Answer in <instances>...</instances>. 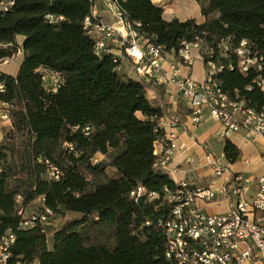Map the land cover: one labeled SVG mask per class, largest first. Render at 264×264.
I'll use <instances>...</instances> for the list:
<instances>
[{
    "label": "trees",
    "instance_id": "16d2710c",
    "mask_svg": "<svg viewBox=\"0 0 264 264\" xmlns=\"http://www.w3.org/2000/svg\"><path fill=\"white\" fill-rule=\"evenodd\" d=\"M117 1L124 18L141 23L139 32L164 52L177 55L185 42L199 43L205 66H217L207 79L218 80L231 97L264 112V92L254 84V73H241L235 53L244 40L250 54L264 51V0H196L203 22L165 20L164 7L153 0ZM13 2L8 10L0 9V62L23 52L17 75L0 72V103L11 121L0 142V238L9 230L16 234L12 259L28 264H178L167 256L169 236L162 224L172 210L167 190L182 187L160 168L169 154L161 125L169 115L168 103L151 94L152 80L129 75L119 69L121 59L115 61L113 53L96 51L85 20L97 0ZM224 41L230 49L223 55ZM45 73L58 75L56 92L46 89ZM163 137L166 149L159 157L155 144ZM50 143L64 146L67 167L47 154L44 145ZM223 153L230 164L242 157L230 139ZM97 154L103 155L100 161L94 160ZM47 160L62 171L60 180L46 177ZM140 186L158 196H132ZM17 196L24 209L42 197V206L55 214L80 217L55 231L49 246L40 225L20 228Z\"/></svg>",
    "mask_w": 264,
    "mask_h": 264
},
{
    "label": "built area",
    "instance_id": "2783aa9c",
    "mask_svg": "<svg viewBox=\"0 0 264 264\" xmlns=\"http://www.w3.org/2000/svg\"><path fill=\"white\" fill-rule=\"evenodd\" d=\"M99 3H105L110 8L116 18L115 23L106 21L99 14ZM13 4L15 3L3 0L0 9L8 10ZM58 19L64 18L58 17L56 20ZM88 24L95 49H99L100 54L112 53L114 48H119L120 54L113 53L116 56L115 61H122V57H126L139 78L168 85L173 83L175 92L186 102L189 110L187 122L192 126L200 125L208 113L211 118L221 123L223 129L216 133L220 139L226 140L232 134L240 133L247 144L264 140V112L252 111L248 102L231 97L223 91L218 80L208 83L206 76L202 81L192 77L194 63L199 60V52L202 51L199 43L185 42V46L174 55L175 58L168 61V53L158 52L154 48L153 39L136 32L132 23L123 14L117 13L112 0H97L91 8ZM220 47L222 52H226L229 51L230 44L224 41ZM243 49L239 47V50H235L241 73H254V84L264 92V51L244 54ZM166 63L168 70L163 67ZM220 68L223 67L220 65ZM119 69H122V64ZM43 82L46 89L56 92L59 77L55 73H45ZM213 87H221L222 99H214ZM3 89V85H0V90ZM167 92L173 95L171 90L168 89ZM254 114H261V121L249 124L247 118ZM2 117L7 119L8 115L3 114ZM178 121L176 118L172 119L170 130L165 131V135L172 137L173 152L171 155H164L160 168H166L176 155L184 153L188 148L186 144L180 143V136L176 131ZM85 131L88 133L89 129ZM203 147L206 152L199 159V166L210 168L217 177L225 176V181L220 186L212 183L203 188H193L182 181V187H178L174 193L166 189V198L172 204V210L170 217L162 224L167 236L180 237L178 250H171L176 262L201 264L191 257V248H198L206 255L209 264H264V150L260 155L261 172L254 175L232 171L225 164L227 161L224 153L217 157L208 143H203ZM102 158V154H97L94 160L100 161ZM243 163L249 165L250 160L245 158ZM46 177L51 180H60L62 177L60 168L50 164L48 160ZM142 194H147L150 198L158 196V193L148 192L146 188L131 193L132 196ZM16 198L22 218L20 228L31 229L40 225L47 234L55 213L42 206V197L36 201L38 205L33 203L25 209L20 206L21 196ZM200 202L206 205H219L224 202L227 208L223 212L213 213L205 210ZM15 241L16 234L11 230L0 238V264H28L12 259L11 249Z\"/></svg>",
    "mask_w": 264,
    "mask_h": 264
},
{
    "label": "crops",
    "instance_id": "0c3cea01",
    "mask_svg": "<svg viewBox=\"0 0 264 264\" xmlns=\"http://www.w3.org/2000/svg\"><path fill=\"white\" fill-rule=\"evenodd\" d=\"M154 3L164 7V19L165 20H172L177 18L181 21H185L189 18H195L198 22H203L204 17L201 14L200 5L196 0H153ZM99 14L108 22L115 23L116 18L113 16L112 11L105 3H99L98 5ZM18 41L21 44L23 41V37L18 36ZM119 47V46H118ZM115 55L120 54V49L114 48L113 52ZM23 52L20 51L18 55L14 58L10 59L9 62L2 61L0 62V72L17 75L20 64L22 62ZM175 58L174 53H168L167 59L168 61H172ZM200 62L202 71H203V78L207 77V68L204 64L202 57L194 63L193 70H192V77L197 81L204 80L203 78H196L194 74L196 64ZM15 63L10 67L7 64ZM122 69L129 75L136 77V73L132 68L131 62L126 57H122ZM167 63L163 66L168 70ZM127 69L131 70L130 72ZM131 72L133 74H131ZM206 72V73H205ZM171 90L173 95H170L167 90ZM151 94H158L161 95L165 101L169 105V115L164 117L161 120V125L165 129V131L170 130V123L174 118L178 119L179 125L176 128L180 136V143L186 144L188 147L184 153H179L175 156V158L168 163V166L165 168V171L169 173L172 179L176 183H181L185 181L192 185L193 188H203L208 187L212 183H215L216 186H220L225 181V176L217 177L212 170L208 167H201L199 166V159L205 155V149L203 147V143H208L209 146L213 150V145L210 144V140L214 138L217 142L224 143L225 139H220L217 137L216 133L221 131L223 128L220 122H217L213 118L206 113L203 122L200 125L194 127L190 123L187 122L188 114L186 111L188 107L186 105L185 100L181 97V95L175 92V86L173 83L165 84L162 82H156L155 80L152 81V89ZM6 106L0 103V116L2 117L5 114L4 108ZM4 120V121H3ZM0 121V142L4 138V130L11 126L10 119H4ZM212 123V129H206L207 123ZM228 139H230L235 145H237L241 150L242 153L245 151H249V154L246 156H242L238 162L234 164H227V166L235 172H243L245 174H259L262 169V163L260 155L264 150V140L259 139L258 142L254 144H247L243 140L242 134H232ZM259 145V151L253 153V148L255 145ZM253 147V148H252ZM252 148V149H251ZM166 149V141L163 137L162 139L158 140L155 144V153L158 154L160 157ZM252 150V151H251ZM245 158L250 160V164L246 165L243 163ZM244 159V160H243ZM35 204H39L35 202ZM201 206L205 207V210L213 213L223 212L226 210V203H221L219 205H206L201 203Z\"/></svg>",
    "mask_w": 264,
    "mask_h": 264
},
{
    "label": "rangeland",
    "instance_id": "374dc122",
    "mask_svg": "<svg viewBox=\"0 0 264 264\" xmlns=\"http://www.w3.org/2000/svg\"><path fill=\"white\" fill-rule=\"evenodd\" d=\"M15 63H10L7 64V66H11L14 65ZM127 71H131L129 69H127ZM206 73V72H205ZM131 74H133L131 72ZM194 74L196 78H203V71L200 65V62H198L195 66V70H194ZM3 116V115H2ZM3 120V117L0 116V121ZM4 121V120H3ZM206 129H212V123H207L206 124ZM210 144L213 145V151L216 154L217 157H221L223 154V143L222 142H217L214 140V138H212L210 140ZM259 145H255L253 148V153L254 152H258L259 151ZM45 150L48 152L47 154L49 156H51V158L55 161V163L62 168H65L68 166V162H67V152L64 148V146L58 144V143H50V144H45ZM251 148V149H252ZM252 151V150H251ZM249 154V151H245L244 153H242V156H246ZM224 161V160H223ZM225 162V161H224ZM226 164V162H225ZM108 175H112L113 174V170L112 169H108ZM38 205V204H37ZM80 215L77 213H73V212H65L63 215L62 214H55L54 218H53V223L52 225H50L48 227V231H47V239H48V244L49 246H51V242H52V236L54 235V232L57 231L58 229L62 228L64 225H66L67 223H69L70 221H73L77 218H79Z\"/></svg>",
    "mask_w": 264,
    "mask_h": 264
},
{
    "label": "bare ground",
    "instance_id": "6f19581e",
    "mask_svg": "<svg viewBox=\"0 0 264 264\" xmlns=\"http://www.w3.org/2000/svg\"><path fill=\"white\" fill-rule=\"evenodd\" d=\"M6 2H13V0H9V1H6ZM113 2V5H116V10H117V13L118 14H121L119 12V10L117 9V0H112ZM2 6V2L0 3V7ZM126 19V18H125ZM88 21H89V16L86 17V20H85V26L86 28L88 29V32L90 34V26L88 24ZM141 27V23L139 22H136L135 25L132 24V28L136 29V32H139V28ZM141 34V32H139ZM92 37L93 35L90 34ZM185 44L182 46L184 47ZM240 48H244V54H250V50H249V45H248V42L247 41H242V43L240 44L239 46ZM239 47L236 49V50H239ZM154 48L157 50L158 49V52H164V47L162 45H159L157 43L154 42ZM96 51L99 53V49H96ZM202 57L201 53L199 52V59ZM203 59V58H202ZM207 76L209 74H213V72H216V69H217V66L212 63V62H209L208 65H207ZM208 83H215V80L213 79H209L208 80ZM213 96H214V99H222V90L220 89V87H213ZM252 111H256L254 109H252ZM258 112V111H257ZM248 123L249 124H257V121H261V114H254V116H248ZM167 137V140L169 142V154L168 155H171V152H173V140H172V137L166 135ZM164 160V159H163ZM162 160V162H163ZM161 162V164H162ZM181 185H182V182H181ZM137 190H145L144 187L140 186L137 188ZM179 244H180V237H172V236H169V242H168V246L167 247H170V249H168L167 251V256L168 257H171V256H174L171 252V250H178L179 248ZM191 257H193V260L195 262H201V264H209V260L206 259V255L202 254L201 252V249H198V248H191ZM185 264H192V262H185ZM194 264V263H193Z\"/></svg>",
    "mask_w": 264,
    "mask_h": 264
}]
</instances>
